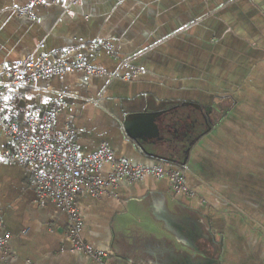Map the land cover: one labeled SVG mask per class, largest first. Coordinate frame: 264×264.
<instances>
[{"label":"crops","instance_id":"1","mask_svg":"<svg viewBox=\"0 0 264 264\" xmlns=\"http://www.w3.org/2000/svg\"><path fill=\"white\" fill-rule=\"evenodd\" d=\"M47 1L20 14L26 0H0V70L46 55L102 74L12 87L1 117L24 128L62 96L51 129H72L81 156L105 145L179 168L193 194L153 176L78 194L81 236L106 253L97 261L72 250L66 213L36 195L29 170L2 161L0 264H264V0Z\"/></svg>","mask_w":264,"mask_h":264},{"label":"built area","instance_id":"2","mask_svg":"<svg viewBox=\"0 0 264 264\" xmlns=\"http://www.w3.org/2000/svg\"><path fill=\"white\" fill-rule=\"evenodd\" d=\"M27 4L19 9L20 14L28 12L30 5H46L47 0H26ZM78 0H67L74 5ZM52 3H57L52 0ZM71 71H82L88 75H101L102 71L84 59L67 62L61 58L42 55L38 58L27 57L0 70V111L3 100L12 87H27L40 77L61 76ZM63 98L53 99L44 111L26 114L24 128L17 120L5 119L0 115V126L15 148L0 152V162L15 163L29 170V185L40 199H50L68 217L66 236L72 250L100 261L106 253L93 249L81 236L82 222L75 205L78 194L85 192L91 196L106 193L107 189L119 181L136 182L145 176L170 181L173 191L193 194L184 181L183 171L168 166L134 165L126 159L115 158L105 145L87 156H81L71 137L72 129L62 134L52 132L55 116L61 108ZM104 164L110 166L109 173L102 177L100 169ZM10 234L2 229L0 219V251L6 253Z\"/></svg>","mask_w":264,"mask_h":264}]
</instances>
